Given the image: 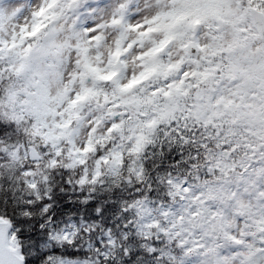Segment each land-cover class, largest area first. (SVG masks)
I'll return each mask as SVG.
<instances>
[{
	"label": "snow or ice",
	"instance_id": "6c2138e0",
	"mask_svg": "<svg viewBox=\"0 0 264 264\" xmlns=\"http://www.w3.org/2000/svg\"><path fill=\"white\" fill-rule=\"evenodd\" d=\"M0 264H264V0H0Z\"/></svg>",
	"mask_w": 264,
	"mask_h": 264
}]
</instances>
